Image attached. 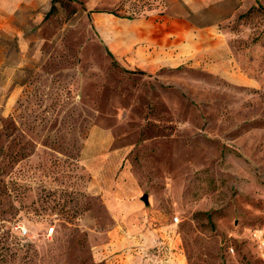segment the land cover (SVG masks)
<instances>
[{"label": "rangeland", "instance_id": "rangeland-1", "mask_svg": "<svg viewBox=\"0 0 264 264\" xmlns=\"http://www.w3.org/2000/svg\"><path fill=\"white\" fill-rule=\"evenodd\" d=\"M173 14L171 66L141 24ZM0 23V264H134L159 225L183 264H264V0H0Z\"/></svg>", "mask_w": 264, "mask_h": 264}, {"label": "crops", "instance_id": "crops-1", "mask_svg": "<svg viewBox=\"0 0 264 264\" xmlns=\"http://www.w3.org/2000/svg\"><path fill=\"white\" fill-rule=\"evenodd\" d=\"M99 17H101V19L95 21L97 29L101 27L100 25L104 17L111 19L113 17V14L104 12L100 13ZM169 21L170 26H166L165 28H160V26H157L155 23L151 22L139 24L143 26L145 25V30L147 32H150L147 33V35H145V33L144 35L142 34L145 39H147L148 42H150V40L154 41V44H157L158 48L160 47L164 49L166 52L164 63L166 65L172 66L181 61L179 55L182 49L183 41L180 28V18L177 15L173 14L170 16ZM146 25L149 26L146 27ZM3 28L4 25L0 23V29ZM100 30H102V28H100ZM200 37L201 39H198V43H203L206 41V38L204 36L201 35ZM183 45L185 46V44ZM130 50L131 48L129 47L126 53L123 52L122 54H127L128 52H130ZM153 56L155 58V55ZM121 57H127V55ZM1 71L3 72V69H1ZM1 90V107H4L6 97V86H4V84L1 87ZM171 227L172 226L159 225L157 228H152V230H149L145 236L143 235L140 237H134L132 239H126L125 247H130L128 254L134 257V264L136 262L138 264H183L181 258L184 257V255L182 250L179 248V245L177 244L176 235L173 228ZM250 241L253 242L251 239ZM258 256L259 258H261L259 253ZM139 260L141 261L140 263Z\"/></svg>", "mask_w": 264, "mask_h": 264}, {"label": "built area", "instance_id": "built-area-1", "mask_svg": "<svg viewBox=\"0 0 264 264\" xmlns=\"http://www.w3.org/2000/svg\"><path fill=\"white\" fill-rule=\"evenodd\" d=\"M174 224H179V218L175 217L173 220ZM22 233L26 234V230L22 229ZM250 239L253 241V243L256 246V249L261 256L262 259H264V225L258 228H255L250 231ZM231 252L234 253V249H231Z\"/></svg>", "mask_w": 264, "mask_h": 264}, {"label": "trees", "instance_id": "trees-1", "mask_svg": "<svg viewBox=\"0 0 264 264\" xmlns=\"http://www.w3.org/2000/svg\"><path fill=\"white\" fill-rule=\"evenodd\" d=\"M69 1H73V0H69ZM111 55V54H110Z\"/></svg>", "mask_w": 264, "mask_h": 264}]
</instances>
